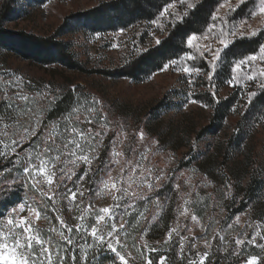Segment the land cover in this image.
I'll list each match as a JSON object with an SVG mask.
<instances>
[{"label": "rangeland", "instance_id": "rangeland-1", "mask_svg": "<svg viewBox=\"0 0 264 264\" xmlns=\"http://www.w3.org/2000/svg\"><path fill=\"white\" fill-rule=\"evenodd\" d=\"M201 1L0 0L10 35L79 63L0 46V264H264V0L220 2L160 68L107 74ZM252 180L236 212L222 191Z\"/></svg>", "mask_w": 264, "mask_h": 264}, {"label": "trees", "instance_id": "trees-1", "mask_svg": "<svg viewBox=\"0 0 264 264\" xmlns=\"http://www.w3.org/2000/svg\"><path fill=\"white\" fill-rule=\"evenodd\" d=\"M126 1L128 2L126 6L128 7V10L129 8L131 9L140 7L148 0ZM159 1L164 2L171 0ZM222 1L224 0H202L195 8L189 11V13L182 19V21L176 24L172 31L161 41L159 45L140 53L122 67L107 71V74L115 77L137 78L139 77V74L143 73L145 70L160 68L167 60L176 56L180 52V50H182L183 46L186 43V40L190 35L198 33L200 27L204 24H207V22L209 21V17L212 16L216 5H218ZM117 8H119L117 5H108L101 7V9H97V11H94L93 17L97 19L100 17V15H103L106 18L110 19L113 13L112 9L116 12ZM9 14V11L7 10L0 12V46H8V41L13 42L14 40L21 39V41L23 42L21 43V45H23V48H25V51H22L24 54H28V56L30 57H35L39 60H44L47 62H73L71 63V66L74 68H79V63L77 61L75 53L72 52L70 47L64 44L62 41L40 38L39 40H37V37L33 38V36L30 34L20 35V37L16 36L15 34H12L13 36L10 35V33L3 27L4 20H11ZM30 42H33L32 44H35L36 46H42L47 50L39 49V51H35L34 55H32L31 53H29V51L33 50L30 47ZM246 45L247 44H243V46ZM239 186L240 187L235 188L234 192L231 191V189H229L228 187L222 191V195H228L229 198L232 196V193H236L237 197H241L239 207L236 212L243 211L251 202L259 197L258 186L256 182H254V180H252L245 187H242L241 184ZM237 197L233 200H236ZM101 260L102 263L99 264H103L106 258L102 257Z\"/></svg>", "mask_w": 264, "mask_h": 264}]
</instances>
